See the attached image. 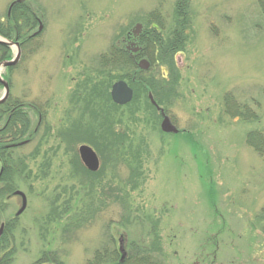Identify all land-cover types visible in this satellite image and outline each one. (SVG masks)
<instances>
[{
	"label": "rangeland",
	"instance_id": "1",
	"mask_svg": "<svg viewBox=\"0 0 264 264\" xmlns=\"http://www.w3.org/2000/svg\"><path fill=\"white\" fill-rule=\"evenodd\" d=\"M12 1L0 0L5 30ZM176 1L22 0L37 19L32 27L29 16V25L23 20L19 40L36 32L38 22L42 28L23 41L17 64L1 73L10 83V97L25 106L30 129L37 124V112L42 120L30 142L15 151L26 165L15 183L26 195V209L15 216L17 197L6 198L0 209V224L14 219L6 227L7 243L0 246L11 253L5 264H87L102 247L107 252L115 248L120 262L133 244L150 242L152 227L165 264H264V158L246 143L249 131H264V17L258 0H190L184 47L173 55L176 80L165 64L147 70L146 77L176 85L161 107L177 134L160 130L158 112L154 123L145 94L131 103L135 118L129 117L128 106L111 101L118 107L112 114L122 117L116 129L127 132L128 141L142 151L135 189L126 184L129 167L113 168L104 151L65 140L66 128L81 116L79 98H87L96 83H106L108 92L114 83L95 70L98 56L111 45L126 50L122 40L136 23L156 25L151 13L165 36L174 26ZM16 53L13 46L2 57ZM227 92L251 111L257 103L259 120L225 114ZM70 96L77 97L76 108ZM82 121L85 126L87 117ZM81 145L98 157L93 173L101 172L91 178L99 180L104 193L96 188L97 197L87 195L89 178L74 165L77 160L84 167ZM116 186L127 193L128 214L113 200ZM85 205L91 207L83 212L92 216H80Z\"/></svg>",
	"mask_w": 264,
	"mask_h": 264
},
{
	"label": "trees",
	"instance_id": "2",
	"mask_svg": "<svg viewBox=\"0 0 264 264\" xmlns=\"http://www.w3.org/2000/svg\"><path fill=\"white\" fill-rule=\"evenodd\" d=\"M189 2L190 0H177L174 9V26L167 32L165 36L162 34V24L158 20L157 16L153 13L149 14L153 16V20L146 27L142 28L141 33L137 37V43L140 46V51L135 54V58L145 57L150 62V66L155 64L162 63L165 64L172 75L173 79L176 80V74L173 71V55L177 52L183 50L186 30L189 28L190 17H189ZM258 7L260 13L264 17V0H258ZM17 12V16H15ZM157 14V13H156ZM31 18L30 27L36 22L37 17L30 10L28 4L21 2L15 4L11 9L10 17H7L5 26H8V30L2 29L0 27V35L10 38L11 35L17 36L20 38L21 33V24L26 22V25H29L28 21ZM29 27V28H30ZM4 51L6 53L9 51L8 48L4 45H0V61L3 60ZM98 69L99 74L104 77L103 80H106L110 83L111 79L113 81L122 79L126 80L127 84L133 90V99L130 103H127L128 106L127 112L130 113L129 117L135 118V112L137 108H133V104L137 101L139 95L145 94V99L148 104L145 106L149 111V114L152 115V119L156 124L155 118L156 110L150 104L147 95L149 92L152 94L156 103L161 106L165 104L164 97L169 91H174L176 85L172 82L171 86L167 85L163 81L153 79L152 77H146L148 73L147 70L143 71L137 68L135 62L128 55L126 50L118 45H111L104 53H101L98 56ZM10 70L11 68H7ZM106 69L110 71H105ZM105 72H104V71ZM116 70H120L121 75L112 74ZM124 70V71H122ZM112 74V77H111ZM4 76V75H3ZM6 78V77H5ZM111 78V79H110ZM7 79V78H6ZM108 87L106 83L101 82L93 86L91 92L88 94L87 98H79L80 101H83V105L80 109V115L73 119L70 125L66 128L65 140L68 143H76L78 141L86 142L89 145L91 144L99 154L104 155L106 153L112 161V167L115 168L116 165H124V167L130 168V176L127 177L126 184L131 183L129 186L131 189L136 188L138 181V176L141 175L140 165H141V149L140 147L134 148L132 144L128 141L127 132H122L119 129H116V125H122V117L114 116V113L118 107L111 102L110 94L108 92ZM85 96L86 90H83ZM223 112L232 118H238L243 121H254L259 120L258 114V104L256 103V108L254 110H249L245 104H238L234 102V97L231 92H227L223 96ZM78 100V99H77ZM17 100L9 97L4 103L0 104V207L5 204V198L12 193L15 189L16 179L25 171V160L20 158L19 155L15 156V147L4 146L7 144H17L24 138L33 137L32 130L30 129V119L28 112L26 111L25 106L19 105L15 106L13 104ZM18 102V101H17ZM104 104L105 107L101 106ZM77 106V105H75ZM76 108V107H75ZM110 114L112 118H110ZM87 117L88 123L82 125V119ZM133 118V119H134ZM31 134V136H29ZM127 139V140H126ZM127 141V150L123 146L124 141ZM122 141V142H121ZM246 143L257 153L260 157L264 158V131L262 130H251L246 134ZM103 152L101 153L100 152ZM75 163L76 169L82 168L86 174L88 181L86 184L90 185L89 188H86L90 192L87 195L91 197L98 196V190L100 188L99 180H94L91 176L99 175L101 170L96 173L86 170L79 161L76 160ZM85 176V177H86ZM137 178H136V177ZM131 181V182H130ZM142 181V180H141ZM140 181V182H141ZM133 182V183H132ZM95 183H98L96 185ZM83 184V182H82ZM103 193H104V189ZM123 188L120 189L118 186L113 188V200L115 203L125 211V214H128V205H127V193L123 192ZM106 194V192H105ZM92 200V199H91ZM67 202L64 200L63 204ZM89 205H85V208L81 210V217H84L86 213L89 216H92V212L86 213L84 209H89ZM1 207L0 209H2ZM1 211V210H0ZM99 211V207L96 208V212ZM136 218H134L135 220ZM14 219L4 220V230L0 236V246H3V243H7L5 239L6 227H9V223H13ZM150 242L145 243L143 240L133 244L131 246L130 254L119 262L118 251L113 248L111 251L107 252L105 248L102 247L100 252H94V255L91 259L88 260L87 264H104L112 262L115 264H165L162 255H160L159 247V236L155 227H152L151 232H149ZM11 257L10 252H4L0 249V264H5L6 260ZM42 260L36 261L34 264H42ZM58 263V260L54 262ZM58 264H61L60 262Z\"/></svg>",
	"mask_w": 264,
	"mask_h": 264
},
{
	"label": "water",
	"instance_id": "3",
	"mask_svg": "<svg viewBox=\"0 0 264 264\" xmlns=\"http://www.w3.org/2000/svg\"><path fill=\"white\" fill-rule=\"evenodd\" d=\"M13 5V4H12ZM141 27L142 25L140 23H136L134 25V27L131 30V34L133 36H137L140 31H141ZM42 26L41 24H39V28L38 31L39 32L41 30ZM0 44L6 45L8 47L10 46H15L17 48V53L15 55V57L11 60H3L0 62V70L2 68L5 67H11L16 65V63L19 60L20 57V49L18 46L17 42L11 41V40H5L3 38L0 37ZM130 46L131 47H127V49L130 50V54L132 55V53H136L137 51L140 50L139 46H136L135 42H130ZM137 67L140 70H147L150 66L149 61L145 58L139 59L136 62ZM0 84L3 87V94L0 97V104L3 103L9 96V85L8 82L6 80H4L1 76H0ZM110 95H111V99L115 104L118 105H124L128 102L131 101L132 96H133V91L132 89L127 85V83L123 80H119L116 81L112 84L111 86V90H110ZM148 99L150 101V103L157 109L160 111L161 115H162V120L160 122V129L161 131L165 132V133H177L178 129L171 123L170 119L168 116H166L162 110V108H160L156 102L154 101V99L152 98V95L149 93L148 94ZM78 152H79V157L80 160L82 161V163L84 164V166L90 170V171H96L98 169V158L95 154V152L86 145H81L78 148ZM17 195H20L22 198V204L21 207L19 208V210L16 212V215H19L23 212V210L25 209L26 206V198L25 195L20 192V191H15L14 192ZM3 230V225L0 226V235L2 233ZM122 259V258H121Z\"/></svg>",
	"mask_w": 264,
	"mask_h": 264
},
{
	"label": "flooded vegetation",
	"instance_id": "4",
	"mask_svg": "<svg viewBox=\"0 0 264 264\" xmlns=\"http://www.w3.org/2000/svg\"><path fill=\"white\" fill-rule=\"evenodd\" d=\"M12 8V7H11ZM10 11H11V9L9 10V12H8V15H10ZM32 34H29L28 36H26L25 38H24V40H26V39H31L32 38V36H31ZM4 37V36H3ZM4 38H6V37H4ZM6 39H10V38H6ZM134 38H132L130 35H126V38L125 39H123L122 41L123 42H125V44H126V46H128L129 45V42L130 41H132ZM11 40V39H10ZM23 40V41H24ZM12 41H16L18 44H19V47L21 48V46L23 45V41L22 40H19V38L17 37V36H14L13 37V40ZM8 48V50H9V47H7ZM21 50V49H20ZM70 104H72V106L73 107H75V105H78V100H76V98L77 97H72V96H70ZM13 104H15V106L17 107V106H19V105H22V103H20V102H14ZM31 106V105H30ZM36 108L37 107H32V109L34 110V111H36L37 112V110H36ZM159 112V111H158ZM160 114V113H159ZM41 120H42V115H41V113H39V112H37V124H36V126L38 127L39 126V124H40V122H41ZM35 126V128L32 130V134H33V132H34V134L36 133V130H37V127ZM29 136H31V134L29 135ZM32 139V137H28V138H24L23 140H21L20 142H18L17 144H7V145H5L4 147L5 148H7V147H12V148H14L15 147V151H17V149H19V148H21L22 146H24V145H26V144H28L29 142H30V140ZM17 189L15 188L13 191H12V193L9 195V197H17V198H19L20 199V206H21V202H22V198H21V196L20 195H16L15 193H14V191H16ZM26 196V195H25ZM8 198V197H7ZM27 200V199H26ZM26 206H27V201H26ZM19 209V208H18ZM25 209H26V207H25ZM24 212V211H23ZM15 216H16V214H15ZM16 217H18V216H16ZM4 225V224H3Z\"/></svg>",
	"mask_w": 264,
	"mask_h": 264
}]
</instances>
